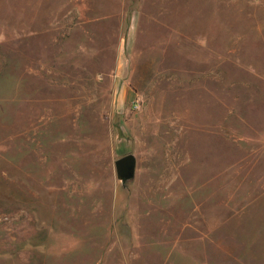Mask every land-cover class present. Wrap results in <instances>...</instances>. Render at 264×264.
<instances>
[{
	"label": "rangeland",
	"instance_id": "obj_1",
	"mask_svg": "<svg viewBox=\"0 0 264 264\" xmlns=\"http://www.w3.org/2000/svg\"><path fill=\"white\" fill-rule=\"evenodd\" d=\"M0 264H264V0H0Z\"/></svg>",
	"mask_w": 264,
	"mask_h": 264
},
{
	"label": "water",
	"instance_id": "obj_2",
	"mask_svg": "<svg viewBox=\"0 0 264 264\" xmlns=\"http://www.w3.org/2000/svg\"><path fill=\"white\" fill-rule=\"evenodd\" d=\"M115 172L118 179L125 183L134 177L136 159L132 153L120 156L114 161Z\"/></svg>",
	"mask_w": 264,
	"mask_h": 264
}]
</instances>
